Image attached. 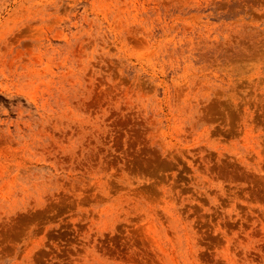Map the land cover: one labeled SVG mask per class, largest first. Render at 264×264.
Returning <instances> with one entry per match:
<instances>
[{"label": "rangeland", "instance_id": "rangeland-1", "mask_svg": "<svg viewBox=\"0 0 264 264\" xmlns=\"http://www.w3.org/2000/svg\"><path fill=\"white\" fill-rule=\"evenodd\" d=\"M0 264H264V0H0Z\"/></svg>", "mask_w": 264, "mask_h": 264}]
</instances>
